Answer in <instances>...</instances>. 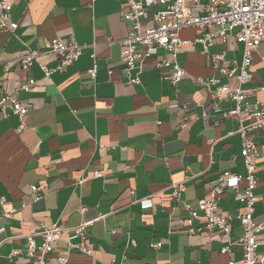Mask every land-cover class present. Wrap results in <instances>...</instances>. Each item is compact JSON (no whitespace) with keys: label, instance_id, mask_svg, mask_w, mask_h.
<instances>
[{"label":"crops","instance_id":"1","mask_svg":"<svg viewBox=\"0 0 264 264\" xmlns=\"http://www.w3.org/2000/svg\"><path fill=\"white\" fill-rule=\"evenodd\" d=\"M5 1L11 4L10 20L17 28L13 33L0 30L2 63L29 48L44 50L53 37L84 48L72 65L48 76L40 64L55 65L53 53L41 55L29 71L17 64L5 71L0 64V95L13 94L27 106L22 129L17 115L0 113V197L6 200L0 205V264H29L25 252L30 240L38 245L41 225L57 224L67 230L50 255L48 264H56V255L68 242L80 240L69 229L82 221H91L86 242L92 253L72 250L68 264L239 261L242 229L237 220L229 235L207 230L188 234L187 214L171 195L173 185L183 182L181 199L195 205L222 170L245 172L240 137L229 133L236 121L210 111V90L193 80L217 74L199 46L180 47L177 61L187 75L172 86L161 78L153 58L140 69L125 71L119 41L128 31L122 18L126 0ZM196 34L195 28L180 31L184 39ZM222 49L216 43L210 52ZM92 52L98 63L95 79L88 73ZM241 52L242 45L230 37L226 57L240 60ZM251 71L253 79L246 87L264 85V41L253 53ZM28 77L35 79L30 91L17 90ZM133 78L138 82L129 83ZM255 100L264 102V90L250 98ZM220 105L232 103L223 100ZM253 139L258 147L264 143V128ZM93 171L101 176L93 177ZM84 175L89 179L78 185ZM256 175L253 216L263 223V153L256 159ZM34 184L39 199H34ZM220 206L223 212L236 210L230 191ZM2 208L14 209L12 216L3 217ZM157 241L162 242L159 248L149 246ZM229 241L231 251L221 253ZM257 241V252L264 255L263 232Z\"/></svg>","mask_w":264,"mask_h":264},{"label":"built area","instance_id":"2","mask_svg":"<svg viewBox=\"0 0 264 264\" xmlns=\"http://www.w3.org/2000/svg\"><path fill=\"white\" fill-rule=\"evenodd\" d=\"M154 5L158 8L154 9ZM10 12L11 4L0 0V30L13 33L17 22L10 20ZM122 18L128 27L127 34L119 41L120 59L126 72L140 69L146 60L153 58L154 67L160 71L161 78L175 86L187 75L177 61V53L180 47L190 44L198 45L201 53L211 61L213 69L217 71L212 77H193V80L210 90L214 99L210 111L236 121L237 127L229 133L235 132L240 137V154L245 172L241 174L231 169L222 170L211 182L208 195L198 197L195 205L181 199V193L185 189L183 182L173 185L171 195L182 204L187 214L185 223L188 234L207 230L229 235L234 221L239 222L242 233L237 241L241 247V259H229L226 264H264V255L257 252V239L260 233H264V222L256 223L253 216L258 200L255 194L258 183L256 159L260 153L264 154V143L259 148L253 135L264 128V102L250 101L258 91L264 90V85L246 87L253 79V53L264 41V0H126V10L122 13ZM185 28H195L196 36L193 39L182 38L180 31ZM230 37L242 45L240 60L226 57ZM216 43L222 44L223 49L219 53H211L210 48ZM83 48V45L75 41L53 37L46 40L44 50L29 48L19 57L3 63L0 61V64L5 71L15 64L29 71L41 55L53 53L57 57L55 65L40 64L44 75L48 76L53 71L61 72L72 65ZM91 57L93 64L88 73L95 79L98 63L94 52ZM222 79H226V82H221ZM229 80H232V84ZM135 82H138V78L129 80V83ZM34 84L35 79L28 77L19 84L17 90L30 91ZM223 100L230 101L232 105L224 108L220 105ZM26 112V104L13 94L0 95V113L17 115L19 129L25 126L23 117ZM202 115H208V110H203ZM185 124V121H181L180 127ZM92 175L100 177L101 172L93 171ZM88 179L87 175L81 176L77 179V184L82 185ZM37 189L38 185H31V190L35 193L34 199L41 197ZM228 191L233 194L237 203L234 212L221 210L220 201ZM5 201L4 197H0L2 207ZM81 210L84 211L85 208ZM13 211L14 209L2 208V215L5 218L11 217ZM195 221H199L198 224ZM90 224L91 221H82L69 229L80 240L76 243L68 242L67 248L56 255V264H68L72 250L92 253V247L86 242ZM65 230L67 229L57 224L50 227L41 225L38 232L40 243L36 245L30 240L26 247L29 264H48L54 245ZM232 242L229 241L220 252L229 253ZM161 244V241L149 242V246L155 248H159Z\"/></svg>","mask_w":264,"mask_h":264}]
</instances>
